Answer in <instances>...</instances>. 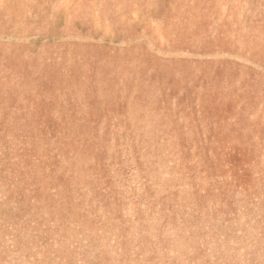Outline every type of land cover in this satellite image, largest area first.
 Segmentation results:
<instances>
[{
    "label": "rangeland",
    "instance_id": "1",
    "mask_svg": "<svg viewBox=\"0 0 264 264\" xmlns=\"http://www.w3.org/2000/svg\"><path fill=\"white\" fill-rule=\"evenodd\" d=\"M0 264H264V0H0Z\"/></svg>",
    "mask_w": 264,
    "mask_h": 264
}]
</instances>
